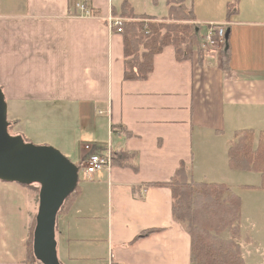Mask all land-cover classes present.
Wrapping results in <instances>:
<instances>
[{
	"label": "crops",
	"instance_id": "obj_1",
	"mask_svg": "<svg viewBox=\"0 0 264 264\" xmlns=\"http://www.w3.org/2000/svg\"><path fill=\"white\" fill-rule=\"evenodd\" d=\"M127 1L136 15H167L165 0ZM193 1L184 3L193 9ZM75 2L0 0V88L13 118L8 129L59 148L80 166L85 183L57 213V259L190 264V238L172 217L170 189L154 183L169 181L183 163L194 181L224 183L242 204L239 193L255 191L249 187L258 184L241 183L233 173L238 170L230 168L227 151L234 132L264 130V0H239L228 19L226 4L233 0H198L205 7L193 9L200 27L226 24L227 70L221 59L197 49L190 60L177 61L167 46L154 56L144 80L123 78L122 35L105 22L123 0H85L89 14L81 16ZM212 8L219 13L210 16ZM96 109L105 115L98 127L82 130L79 124L91 122ZM108 149L136 155V170L116 164L87 179L82 157ZM256 190L264 197L263 189ZM38 191L37 184L0 180V264L30 261ZM146 230L154 231L134 240ZM253 246L240 243L244 261L264 264V251Z\"/></svg>",
	"mask_w": 264,
	"mask_h": 264
},
{
	"label": "trees",
	"instance_id": "obj_2",
	"mask_svg": "<svg viewBox=\"0 0 264 264\" xmlns=\"http://www.w3.org/2000/svg\"><path fill=\"white\" fill-rule=\"evenodd\" d=\"M184 1L165 0L167 15L161 19L146 14H134L127 0H123L119 11L111 9L112 16L123 19L119 27L123 39L125 80L146 79L152 71L154 56L167 46L174 48L177 61L190 60L194 49L203 55L199 49L203 30L195 23L193 9L186 7ZM237 3L238 0H233L226 4L227 19L237 12ZM232 5H235L234 9H230ZM91 12L96 13L95 10ZM112 29L115 30L116 27ZM224 43L221 64L227 70L229 52L227 43ZM234 139L227 151L230 168L259 173L262 182L258 188L264 189V130L257 134L252 129L238 130L234 132ZM110 153L112 165L136 170V155L122 150H110ZM154 185L170 189L172 217L184 226L190 238V264H245L237 244L232 240H222L209 232L210 229L220 231L226 227L233 232L238 231L236 222L240 216L241 199L226 184L194 181L187 166L181 163L169 181ZM78 188L77 184L63 203L72 201ZM203 219L206 222L203 223ZM33 228L34 224L28 243V264H39L31 250ZM153 231H143L134 240Z\"/></svg>",
	"mask_w": 264,
	"mask_h": 264
},
{
	"label": "water",
	"instance_id": "obj_3",
	"mask_svg": "<svg viewBox=\"0 0 264 264\" xmlns=\"http://www.w3.org/2000/svg\"><path fill=\"white\" fill-rule=\"evenodd\" d=\"M6 102L0 88V180L37 184L38 209L32 232V253L41 264H60L55 221L78 181V167L48 145H33L8 132Z\"/></svg>",
	"mask_w": 264,
	"mask_h": 264
},
{
	"label": "rangeland",
	"instance_id": "obj_4",
	"mask_svg": "<svg viewBox=\"0 0 264 264\" xmlns=\"http://www.w3.org/2000/svg\"><path fill=\"white\" fill-rule=\"evenodd\" d=\"M153 3L156 4V1L154 0ZM84 4H85V2H84ZM237 5H239V0H238ZM234 6L235 5H232L230 7V9H234L233 8ZM204 7L205 6L200 7V3L198 2V0L193 1V9H197L198 11H200V9H202ZM218 13H219V8H212V11L210 12L209 15L211 16L213 14H218ZM204 28H205L204 26H201V30H204ZM202 36H203V34H202ZM201 40H202V37H201ZM201 40H200V43H201ZM199 46H200V44H199ZM221 56H222V53H221ZM104 116L105 115H102L101 113L98 112V109H96L95 112H93V114L91 116V122L88 123L86 121H83L79 124V126L84 131L95 130L96 127H98V121L101 120ZM6 119H7V121L13 120L12 115L8 111L6 112ZM16 121H19V118H16ZM20 121H19V125H21ZM66 122H68V120H66ZM17 124H18V122H17ZM27 126L29 127L30 125H27ZM250 127L254 128L255 126L251 125ZM13 129H15V128L8 129V132L11 134ZM28 130L31 131V129H28ZM81 134L83 135V133H81ZM34 135H36L38 138H40L39 134L35 133ZM74 138H75V136L69 137L67 139L72 140ZM23 140L25 142H28V143H31V144L37 145V146L45 145V144H40L38 142V140H27L24 138H23ZM56 149H58V151L62 155H64L66 158H69L71 162L76 163L74 160H72V158L66 156L61 150H59V148H56ZM83 149L85 151H90V152L92 151L91 145H89V149H85V148H83ZM102 170H107V169H102ZM233 173H236V174L239 173L242 176L239 179V181L241 183L258 184V186L261 185V182H262L261 179L262 178H261V175L258 174L257 172L252 171V173H245V171H241V172L233 171ZM78 178H79L78 185L85 184L82 181L83 179H82L81 170L79 172ZM258 186H256V188H249V190H255V191H241L239 193L240 196L242 197L243 204L241 203L240 216H239V220L241 218V226H239V220L236 222V226L238 227L237 232H233L230 228H227V227L220 230V231H214L211 229L209 230V232L211 234L217 236L218 238H221L222 240H232L235 244H237L239 247L241 256H242V254H241L240 243H250V244L254 245L252 247V250H254L257 246H259L260 250L264 251V197L261 196L259 194V191L256 190L258 188ZM259 189H261V188H259ZM68 204H69V201H67V203L64 205V207H61V210L59 211L60 215L63 214L65 209L68 208ZM204 222H206V220L203 219V223ZM240 228H241V236L239 235ZM60 249H62L61 248V242H60ZM255 256L257 258L261 259L260 255L256 254ZM58 258H59L58 260L60 261L61 264H67L61 259L60 256H58ZM87 260L88 259H83L78 264H93L92 261H90V260L87 261ZM39 264H41V263H39ZM245 264H247V263L245 262Z\"/></svg>",
	"mask_w": 264,
	"mask_h": 264
},
{
	"label": "built area",
	"instance_id": "obj_5",
	"mask_svg": "<svg viewBox=\"0 0 264 264\" xmlns=\"http://www.w3.org/2000/svg\"><path fill=\"white\" fill-rule=\"evenodd\" d=\"M85 0H76L74 4L75 12L77 15H88L89 10L84 6ZM122 18L118 16H107L106 23L112 28L116 27L117 32H121L119 27L122 22ZM225 27L226 24L208 25L203 33L200 43V50L204 55L213 61L220 60L222 49L225 42ZM82 148L89 149V144H84ZM81 167L83 168L84 175L87 179L93 178V176L102 169L109 170L112 166L110 149L104 154L90 153L84 155L81 159Z\"/></svg>",
	"mask_w": 264,
	"mask_h": 264
},
{
	"label": "bare ground",
	"instance_id": "obj_6",
	"mask_svg": "<svg viewBox=\"0 0 264 264\" xmlns=\"http://www.w3.org/2000/svg\"><path fill=\"white\" fill-rule=\"evenodd\" d=\"M63 205V204H62Z\"/></svg>",
	"mask_w": 264,
	"mask_h": 264
}]
</instances>
